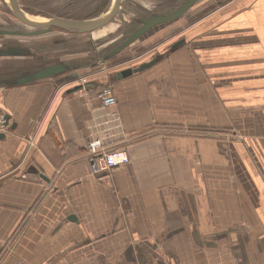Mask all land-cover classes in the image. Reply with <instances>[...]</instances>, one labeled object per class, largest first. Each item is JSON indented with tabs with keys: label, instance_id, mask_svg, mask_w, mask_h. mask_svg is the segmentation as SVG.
Listing matches in <instances>:
<instances>
[{
	"label": "crops",
	"instance_id": "1",
	"mask_svg": "<svg viewBox=\"0 0 264 264\" xmlns=\"http://www.w3.org/2000/svg\"><path fill=\"white\" fill-rule=\"evenodd\" d=\"M195 13L145 35L160 56L125 77L65 30L24 40L15 67L0 56V264H264V0ZM90 140L126 161L91 178Z\"/></svg>",
	"mask_w": 264,
	"mask_h": 264
},
{
	"label": "flooded vegetation",
	"instance_id": "2",
	"mask_svg": "<svg viewBox=\"0 0 264 264\" xmlns=\"http://www.w3.org/2000/svg\"><path fill=\"white\" fill-rule=\"evenodd\" d=\"M4 1L7 4L4 5L3 4ZM4 1L3 2L0 1V52L1 51L5 52L9 50L10 52L13 51L19 54L16 53L13 55H8L5 53V54H0V56L9 58L12 63L11 67H15V65H18L19 63L13 60H15L16 58H22L24 55H26L25 52L29 50L34 51L33 49L34 44L30 46L32 47L31 49L27 48L25 52L24 51L21 52L20 49H23V48L25 49V47L23 46L24 40L28 38H32L35 35H27V34H20V33L19 34L18 33H15V34L5 33L7 32V30L16 29V31H21V30H25V28L17 27V26L14 27L12 25L14 22L20 23V24H23V22L19 20V18H17L11 11L10 5L8 3L9 0H4ZM16 1L21 9H23L28 14L35 15V16H46L47 14H56L59 16L69 17V18H76V19H87L88 18L89 19V18H94V17L101 15V13L105 9H107L108 7L112 5V2L114 0H90L91 5H93L95 8L91 9L90 12L86 14H82L81 12H79L80 11L79 9L82 8L87 2H89L87 0H50L49 2L55 3L58 6L64 7L62 10H58L59 13H50V12L45 13L44 11L34 9L32 7L31 2L33 1L38 2V0H16ZM156 1L155 0H120V10L121 11H119L120 13L116 15V17H114L109 24H111L112 22H118V23L120 22L119 24H123L121 28L122 31L114 32L115 37L112 38L113 41H115L114 44H112L111 46L107 48H104L102 51H99L100 44L95 42L96 41L95 37L91 33L82 34L84 36V42L86 44V47L92 52V56H95L99 59L91 66L96 67L97 69L112 68V67H118V66H127L126 68L128 67L135 68L134 65H136L140 60H141L140 64H142L144 62L152 61L153 58L156 59L157 57H159L160 55L155 54V56L156 55L157 56L153 57L150 60L138 59V56H140L141 53L135 54L136 53L135 51H141L143 48L147 49L146 51L150 50V48L146 45H144L143 48H139V49H136L130 52L128 51L131 50L132 48H135L139 44V41L143 39L145 35L149 34L153 28L164 26L167 24H160V25L154 26L153 28L149 29L143 35V37H141L139 40L131 43L130 45H128L126 48H124L120 52L114 55H111L109 58L106 57L108 52H111L113 48H115L117 45L122 43L129 34H131L133 31H135L137 28L141 26L142 23L139 22L140 20H144V19L146 20L147 18H149L148 12H147L148 9H151V11L159 12L166 8L169 10H174L178 8V5H168L166 1L163 3L158 2V0ZM223 1L224 0H199L195 2L181 18H187V20H193L195 17H198L197 16L198 13H195V12L198 10V8L201 5L208 4L211 2L221 3ZM157 3L158 5H156ZM130 8H133L134 10L143 11L142 15H137L135 13L128 12ZM178 19L180 18H177L175 20H178ZM111 28L115 29L116 27L112 26ZM54 29H57V28H54ZM58 30H62V29H58ZM77 35L74 34V36L76 37ZM62 38L65 39L64 41H77L76 38L74 39L71 36H62ZM175 43L171 45V49H175L173 48V45ZM32 51L31 52L29 51V52L32 53ZM101 58H104V59L101 60ZM108 62H110V64H108ZM50 65L48 63V65H46L45 67H48ZM36 70L37 69H34L32 71H36Z\"/></svg>",
	"mask_w": 264,
	"mask_h": 264
},
{
	"label": "water",
	"instance_id": "3",
	"mask_svg": "<svg viewBox=\"0 0 264 264\" xmlns=\"http://www.w3.org/2000/svg\"><path fill=\"white\" fill-rule=\"evenodd\" d=\"M168 5H178L177 9L169 10L166 8V10L155 12L151 11V9H148V17L146 20H140L139 22L142 23L139 28H137L135 31H133L131 34H129L126 39L117 45L111 52H108L106 55L107 58H109L111 55H114L124 48H126L131 43L139 40L143 35L154 26L160 25V24H168L171 21L181 18L188 10L189 8L197 1L199 0H165ZM10 5V9L13 12V14L19 18L23 22V24L14 22L12 25L14 27H22L25 28V30L16 31V29L7 30L5 32L6 34H27V35H42L45 34L54 28L62 29L67 32H70L72 34H85V33H91L93 34L96 30L102 29L109 25L111 20L116 17L121 11L120 10V0H114L112 2V5L105 9L101 15L94 17V18H87V19H76V18H69V17H63L55 14H47L46 16H40V20L33 19L29 17V14L25 12L23 9H21L17 3L16 0H9L8 1ZM123 12V11H122ZM123 24H120L119 26L122 28ZM110 37V36H109ZM184 42V39H181L177 41L173 48H176L178 45ZM8 54L13 55L17 52L13 51H1L0 54ZM19 54V53H17ZM104 58H101L103 60ZM153 61V60H152ZM149 62H144L140 64L138 67H128L125 69H122L121 71L117 72V77H125L130 74H132L135 71L142 70L143 68L147 67L150 64ZM75 67V66H74ZM68 68H70L68 63L63 62L62 60L56 62L55 64H51L48 67L39 68L36 71H30V72H23L21 74H15L14 76L9 77V79H14L13 83H25L29 81H33L35 79L45 78V77H52L59 75L63 72H65ZM78 76V73H74L73 75H68V79H72ZM81 86H75L71 88L69 91H76ZM5 125L8 124V120L4 122ZM5 136V133L0 132V137Z\"/></svg>",
	"mask_w": 264,
	"mask_h": 264
},
{
	"label": "built area",
	"instance_id": "4",
	"mask_svg": "<svg viewBox=\"0 0 264 264\" xmlns=\"http://www.w3.org/2000/svg\"><path fill=\"white\" fill-rule=\"evenodd\" d=\"M82 87L76 90L77 93L83 94L86 91V82L83 78L80 79ZM95 97L100 101L102 106L111 107L116 103V97L114 94L113 84L110 82L104 83L95 94ZM90 171L89 176L91 178L97 177L98 175L110 171V169L119 163H121L126 157L125 152H111L106 151V147H101L95 140H90ZM82 180V178H79Z\"/></svg>",
	"mask_w": 264,
	"mask_h": 264
},
{
	"label": "rangeland",
	"instance_id": "5",
	"mask_svg": "<svg viewBox=\"0 0 264 264\" xmlns=\"http://www.w3.org/2000/svg\"><path fill=\"white\" fill-rule=\"evenodd\" d=\"M1 2H3L4 0H0ZM50 0H38V2L37 1H33V2H31V4H32V7L34 8V9H38V10H41V11H44L45 13H59V11L58 10H62L64 7H61V6H58V5H56L55 3H52V2H49ZM87 1H89V2H87L82 8H80L79 10V12H81L82 14H86V13H89L90 12V10L91 9H93V8H95L93 5H91V1L90 0H87ZM56 2V1H55ZM157 2V1H156ZM158 2H160V3H163V2H165V0H158ZM3 4L5 5V4H7L5 1L3 2ZM156 5H158V3L156 4ZM155 5V6H156ZM152 6H154V5H152ZM202 6V5H201ZM163 10H166V9H163ZM163 10H161V11H163ZM128 12H131V13H135V14H137V15H142V12L143 11H141V10H134L133 8H130L129 10H128ZM56 15V14H55ZM132 15V14H131ZM40 17V16H39ZM175 24V23H174ZM178 25V24H177ZM114 28H111V27H108L106 30H105V32H103V34L101 33L100 35H99V39L97 40V38L95 39L96 41V43H98V44H100V46H99V51H102L104 48H107V47H109V46H111L112 44H114V42L115 41H113V37H115L114 36ZM170 32H172V29H170ZM110 36V37H109ZM144 38V37H143ZM161 43L162 42H160L159 44H158V46L157 47H159L160 45H161ZM144 47V43H139L135 48H132L131 50H129L128 52H130V51H133V50H136V49H139V48H143ZM152 49H155V48H152ZM147 49H142L141 51H135L136 53L135 54H139V53H141L140 54V56H138V59H143L142 57H144L145 58V56L147 57V56H149L150 54H151V49L150 50H148V51H146ZM127 52V53H128ZM144 52V53H143ZM108 64H110V62H108ZM129 145V143L128 144H126L125 146H122V147H127ZM124 150V151H123ZM126 148H119L118 149V147H115V149H109V148H106V151H109V152H111V154H115V153H112V152H121V151H123V152H125L126 153ZM127 159V158H126ZM126 159H124L122 162H124V161H126ZM121 162V163H122ZM120 164V163H119ZM118 165V164H117ZM117 165H114L110 170H112L114 167H116ZM103 174V173H102Z\"/></svg>",
	"mask_w": 264,
	"mask_h": 264
},
{
	"label": "bare ground",
	"instance_id": "6",
	"mask_svg": "<svg viewBox=\"0 0 264 264\" xmlns=\"http://www.w3.org/2000/svg\"><path fill=\"white\" fill-rule=\"evenodd\" d=\"M29 17H31V18H33V19H36V20H40L39 18V16H35V15H31V14H29Z\"/></svg>",
	"mask_w": 264,
	"mask_h": 264
}]
</instances>
